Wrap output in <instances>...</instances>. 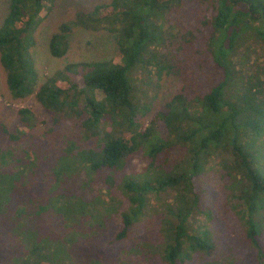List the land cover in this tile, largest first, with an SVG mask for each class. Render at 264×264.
I'll return each instance as SVG.
<instances>
[{"label":"trees","instance_id":"16d2710c","mask_svg":"<svg viewBox=\"0 0 264 264\" xmlns=\"http://www.w3.org/2000/svg\"><path fill=\"white\" fill-rule=\"evenodd\" d=\"M43 1L8 0L0 23L6 92L13 100L33 96L51 117L40 135L28 133L35 117L26 107L17 109L10 129L0 121V264H127L119 256L128 249L119 245L112 250L106 243H119L129 232L137 264L149 259L184 264L194 257L201 264H264V58L250 56L260 48L264 52V0L94 4L57 26L48 38V54L63 57L77 26L111 34L113 58L65 64L36 87L30 49ZM203 1L210 12L200 14L199 27L193 29L197 36L192 29L179 39L161 31L163 13L184 5L191 13V5L202 7ZM187 33L197 46L185 38ZM166 38L184 53L182 63L174 55L171 64L159 54L158 45ZM137 65L146 72L138 87L130 77ZM163 74L178 75L181 87L143 125L148 95L140 86L156 84ZM60 118L72 121L67 133ZM36 145L52 151L53 180L47 187L46 177L38 187L32 184L39 168L28 164L27 155ZM171 149L183 155L164 169L165 160L155 162V157ZM139 152L148 159V178L124 173L127 161ZM78 172L87 184L95 177L114 183L112 175L118 176L128 203L119 213V231L98 249L93 248L98 229L108 233L105 219L114 209L98 196L80 198L66 184ZM214 175L222 181L220 194L242 229L243 242L232 238L216 245L199 223L200 217L219 221L204 205L210 194H219L208 184ZM148 212L163 215L157 232L146 230L152 236L138 232L137 222ZM83 221L89 226L83 227Z\"/></svg>","mask_w":264,"mask_h":264},{"label":"rangeland","instance_id":"374dc122","mask_svg":"<svg viewBox=\"0 0 264 264\" xmlns=\"http://www.w3.org/2000/svg\"><path fill=\"white\" fill-rule=\"evenodd\" d=\"M109 1L110 0H46L41 2L39 12L40 15L38 14L39 18H41L37 28L34 31V43L33 47L30 49V53L33 59V67L37 75L36 87L42 83L44 78L61 70L65 64L113 58L116 52V46L111 34L107 33V31L105 30H91L80 28L77 26L73 27L71 30L68 41V49L63 57L53 58L49 56L47 51L48 38L51 33L56 30L59 24L73 20L74 16L77 13L85 12L86 9L94 4H102ZM204 1L206 2L208 0ZM204 1L202 3V7L198 4L191 5V13L185 12V8H190V6L187 5H184L177 10L169 9L167 12L163 13L164 20H158V23L162 28L161 31H163L165 34H172V38L179 39L178 37H180L182 33L190 32L194 28L199 27L198 19L200 18V14L204 12L205 15H209L210 12V10H207L208 8H205L206 3ZM8 4V0H0V23L7 13ZM192 34H194V37L197 36V33L194 32V30ZM185 36L186 39H189L197 46L196 38H192V36H190L188 33ZM250 41L251 40H248L247 43H249ZM172 42V39L170 40V38H166L165 43L158 45L159 54L164 55L167 58L168 62L171 64L175 62V57L176 59L181 58V60L179 61H181L182 63L185 55L183 52L177 53L175 45L172 44ZM261 50L262 49L260 48V50H255L256 52L254 53L252 52L250 54L251 58L255 59L258 57L259 60L263 59L264 52L263 50ZM262 61L264 62V59ZM115 62L120 64V61L118 59L115 60ZM151 69L152 68H150V70ZM130 77L133 83L138 87L140 85V80L146 77V72L144 71V69H141L140 65H137L131 73ZM71 79L75 78L72 77ZM140 87V89L146 92L145 95H148V98L144 102L148 103L149 110L143 115L140 120L144 125L152 117L155 111L160 109L161 103L164 100L170 99L175 93L179 91L181 82L178 75L163 74L156 84L154 83V85H150L149 83H147L145 85H141ZM140 102L141 101H139V103ZM21 107L30 109L35 117L34 126L28 131V133L34 135L42 134L45 131V127L49 125L51 119L50 115L45 112L42 107H40L33 96H28L20 100L11 99L6 92L3 74L0 70V121L4 123L6 128L10 129L16 124V111ZM58 121L59 126L63 127L62 130H64L66 133L73 127L72 121H68L64 118H60L58 119ZM124 136L127 137L128 135L125 134ZM35 147L36 148H32V151H30L27 155L28 164L31 167L33 166L32 168H34L35 165H37V168H39L36 172L37 179L35 182L32 181V184H37L38 187L40 183H43L41 181L42 178L46 177L45 187H47L53 180V176L51 174L52 165L48 162L52 151L50 150L48 145H46L44 148H41L37 145ZM181 155H183V153H181L179 149H171L165 154L157 155L155 157V162H159V160H165L163 167L164 169H167V166L173 162L176 156ZM147 160L148 159L145 158L144 153L139 152L137 157H132L127 161L124 173L134 176L145 174L146 178H148L149 174L147 172L145 173L144 171L148 164ZM156 165L157 164L155 163V166ZM112 178L114 180V183L110 180L108 181L107 179L102 180V178L98 179L95 177L92 182L87 184L86 181H89L88 178L85 176H81L80 172H78L76 174L74 173L72 176L66 179V184L72 185L76 189L80 198L87 200L88 197L90 199H94V197L98 196V200L100 202H103L104 205L111 206L114 209V211L110 213L111 219H105L107 221L106 229L108 230V233L102 231L101 229H98V240L96 245L93 244L94 249H98L99 244L105 245V242L109 241L110 237H112V239L114 238V235H116V233L120 229L119 213H122L128 207L125 195L121 194L119 190L120 179H118V176L116 178L114 174L112 175ZM208 184L210 189H216L215 187H217L219 189V194H217L216 197L210 194L211 198H208V202H205L204 205L206 207H210L214 214V217L217 216L219 218V221H204L201 217L200 219H198L199 223H204L205 225V230L208 233L207 238L214 240V243L216 245L224 244L226 240L229 242L233 240L232 238L243 242L242 229L236 221L233 212L228 208L225 196L220 194L222 181L217 175H214L210 176ZM94 188L95 190L93 191L92 189ZM152 201L154 200L151 199V203H153ZM213 201L216 207H214V204L213 206L211 205ZM157 213L148 212L146 216H144L139 222H137L139 226L138 232L141 235L145 236L147 235V233H151L152 236L153 233L147 232V229L157 232V229L160 225V218H163V215L161 216ZM96 214L98 215V218H100V215L98 213ZM81 224L83 225V227L89 226V223H86L84 221ZM81 224L79 225L80 227H82ZM45 230L46 226L44 225L42 228V232ZM83 230L84 228L82 229V231ZM191 232H194V229L191 230ZM129 243L130 232L125 237V239L120 241L119 243L115 242L111 246L110 244L108 245L106 243V246L110 247V249L112 250L117 248L119 245L125 246L128 250L123 252V254L119 257H121V259L123 260H127V264H137L134 260L135 252L130 253ZM78 244L79 242L77 243V245ZM238 245L243 249H245V247L247 246V244ZM221 247L223 246L221 245ZM226 263L228 262H225V264ZM146 264H156V261L149 259ZM157 264L161 263L158 262ZM184 264L201 263L197 257H194L191 261L185 262ZM221 264H224V262Z\"/></svg>","mask_w":264,"mask_h":264}]
</instances>
